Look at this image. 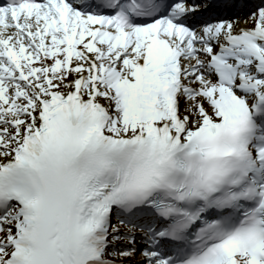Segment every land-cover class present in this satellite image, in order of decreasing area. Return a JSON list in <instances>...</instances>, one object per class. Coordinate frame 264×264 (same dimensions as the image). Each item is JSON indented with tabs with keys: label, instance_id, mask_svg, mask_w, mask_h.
<instances>
[{
	"label": "snow or ice",
	"instance_id": "obj_1",
	"mask_svg": "<svg viewBox=\"0 0 264 264\" xmlns=\"http://www.w3.org/2000/svg\"><path fill=\"white\" fill-rule=\"evenodd\" d=\"M0 0V264H264V0Z\"/></svg>",
	"mask_w": 264,
	"mask_h": 264
}]
</instances>
